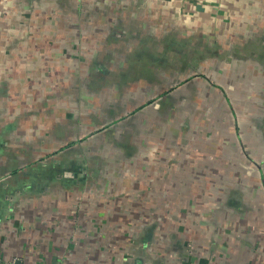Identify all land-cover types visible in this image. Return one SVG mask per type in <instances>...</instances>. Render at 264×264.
Returning <instances> with one entry per match:
<instances>
[{
	"label": "crops",
	"instance_id": "obj_1",
	"mask_svg": "<svg viewBox=\"0 0 264 264\" xmlns=\"http://www.w3.org/2000/svg\"><path fill=\"white\" fill-rule=\"evenodd\" d=\"M48 1L0 0V263L13 260L19 264H76L72 255L82 248L80 242L91 241L90 236L81 233L92 218H98V221L107 218L103 201L92 204L89 196H82L85 175H80L81 172L76 174L73 167H69L73 162V150L83 139L88 140L96 134L89 129L75 139V119L68 101L74 93L70 86L74 68L68 64L74 63V57L67 56L64 61L67 67L60 69L57 58H43L41 52L36 51L44 46L41 41L25 37L26 32L33 30L30 26L27 30L26 17H43V9L49 8L44 3ZM63 1L65 4L61 10L71 15L77 12L84 18L95 15L86 12L91 1L97 2L99 8L104 6L99 15L105 19L99 20L98 25H103L106 32L107 20L121 18L113 5L125 0ZM109 1L113 3L108 8L106 4ZM148 1V5L159 6L156 9L149 6L146 16L164 20L165 16L178 17L182 23L180 27L188 32L187 36L193 35L195 39L209 31L217 35L212 36L213 40H219V34L227 29L234 33L231 36L234 38L236 33L248 27L244 25L242 30L237 25L230 28L219 23L223 17L235 14L230 11L231 0ZM234 3L238 8L248 5V9L258 4V9L254 8L252 13L257 11L260 17H264L262 0H234ZM163 4L166 8L161 7ZM55 9V13L60 14V8ZM211 13H216L213 21L217 24L208 27L205 20ZM114 22L109 23V27L116 24ZM256 28L259 33L257 40L264 41V20ZM247 37L248 40L242 38L237 42L236 47H229L234 43V39L230 40L226 44L227 55L212 57H226L230 69H235L225 79L227 98L224 92L217 90L211 93L203 90L207 94H201L204 85L195 83L190 85L189 91L183 92L181 110L179 106L168 103L163 104L165 109L160 111L161 114L158 110L163 106L152 101L156 93L150 83L154 80L151 66H155L157 61L167 65L162 71L161 81L170 80L173 76L170 58H173L174 46L158 42L164 49L155 54L152 48L157 43L147 39L140 44L136 39L137 44L129 59L132 104L130 159L139 176L156 175L155 170L159 168L155 166L157 160L162 161V167L166 165L168 171L173 165V172L180 171L178 175L182 176L195 174L230 178L232 185L228 191L237 204H234L229 219L233 224L242 222L247 231L243 233L242 241L238 234L232 235L233 259L230 262L264 264V54L252 56L250 50L255 45L249 39L250 35ZM66 44L71 49L75 48L74 40L66 41ZM50 46L58 47L52 42L46 45ZM99 46L110 48V42L100 40ZM240 47L246 54L242 58L236 57L235 52L232 54V49L238 51ZM182 55L189 58L185 52L180 57ZM35 64L37 67H32ZM32 69L36 73L29 72ZM61 72L65 76L63 80L57 77ZM176 76H173L174 80L181 79ZM180 93L178 89L169 90L164 93V98L170 102V95L175 97ZM190 107L194 109L190 111ZM178 112L180 117L174 114ZM189 112L197 114L198 122L194 117L193 120L188 118ZM202 113H208V118L199 115ZM80 124V129L84 130L85 121ZM121 124L122 117L114 124L117 134ZM194 167L200 172L184 173L186 169L195 170ZM76 179L83 180H79L77 185ZM84 237L88 240H83Z\"/></svg>",
	"mask_w": 264,
	"mask_h": 264
},
{
	"label": "rangeland",
	"instance_id": "obj_2",
	"mask_svg": "<svg viewBox=\"0 0 264 264\" xmlns=\"http://www.w3.org/2000/svg\"><path fill=\"white\" fill-rule=\"evenodd\" d=\"M230 2V11L233 10L235 14L228 18L223 17L219 23L230 28L237 25V28L242 30L244 25L248 27L245 32L236 33L234 38L231 37L234 33L227 29L223 34H219V40H213L212 36L217 35L209 31L205 35L206 39L205 36L196 39L193 35L187 36L188 32L180 27L182 23L178 17L165 16L166 20H161L160 17L156 19L146 16L149 6H155L154 9L159 6L148 5V0H125L114 4L113 7L118 10L121 18L107 20L108 27L114 20L116 24L109 28L106 26V32L103 31V25H98L99 20L105 19L99 15L104 6L99 8L97 2L93 1L88 4L86 12L96 16L90 15L89 18H84L77 12L71 15L61 10L65 4L63 0H49L44 3L49 8L43 9V17H26L27 30L29 26L33 30L26 32L25 37L30 39L31 36L33 41L35 39L44 44L41 50L36 49L41 52L43 58H57V65L61 69L67 67L64 63L67 56L74 57V63L68 64L74 68L70 85L74 88V93L70 92L72 98L68 101L75 119V139H79L82 132L89 129L96 133L88 140L83 139L73 150V162L69 167H73L76 174L81 172L80 175H85L82 196H89L92 204L103 201L106 205L103 211L106 212L107 218L100 221L98 218H92L81 233L83 236H90L91 241L80 242L82 248L72 255L76 264H232V235L238 234V239L242 241V235L247 231L242 222L233 224L232 219H229L234 204H237L228 191L229 185H232L230 178L195 174L182 176L178 175L180 171L173 172V165L168 171L166 165L162 167V161L157 160L155 166L159 168L155 170L156 175L139 176L135 171L130 159L132 104L129 71L130 55L137 40L140 44L147 39L151 43H157L153 44L152 48L155 54L164 49L162 43L158 42L170 43L174 46L173 58H170L171 75L177 74L176 77L181 79L185 77L182 80H174L172 76L170 80L162 82V71L166 70L167 65L157 61L155 66H151L154 80L150 83L156 93L152 101L163 106L158 110V114H161L160 111L165 109L164 105L168 103L179 106L181 110L183 92L189 91L192 87L190 85L195 83L204 85L202 90L199 89L201 94H207L204 91L211 93L217 90L224 92V97L227 98L225 79L235 69H230L226 57H212L227 55L226 44L230 40L234 39V43L229 47H236L242 38L248 40V35L255 45L254 49L252 45L251 55L257 57L264 54V41L257 40L259 33L256 28L264 17H260L257 11L252 13L254 8L258 9V4L253 9H248V5L238 8L234 0ZM112 3L107 2L106 7L108 5L109 8ZM263 3L262 0L261 5ZM56 7L60 8L58 15L55 13ZM161 7L166 8L164 4ZM214 15L216 13L207 16L206 26L217 24L213 21ZM72 40L75 45L73 49L66 44V41ZM100 40L110 42V48H100ZM51 42L58 47H46ZM30 51L29 49V53ZM242 51L241 47L238 51L234 48L232 54L235 52L236 57L242 58L246 56ZM182 52L187 53L189 58L184 55L180 57ZM32 67L36 68L37 65ZM29 72L36 73L33 69ZM62 74L64 73L57 75L59 80L65 79ZM68 78L71 79L70 76ZM175 89L181 91L180 95H170V102L166 101L165 94ZM193 109L190 107V111ZM174 114L180 117L179 112ZM188 115L190 120L194 117L195 122H198L197 114L189 112ZM199 115L208 118L209 114ZM120 117L122 124L117 134L118 129L114 124ZM84 121L85 129L81 130L80 122ZM110 123H113V126ZM103 141L105 142L101 143ZM163 172L167 175H163ZM170 172L171 175H168ZM194 172L200 171L196 168L184 171ZM79 180L76 179L77 182ZM88 237L83 240H88Z\"/></svg>",
	"mask_w": 264,
	"mask_h": 264
},
{
	"label": "built area",
	"instance_id": "obj_3",
	"mask_svg": "<svg viewBox=\"0 0 264 264\" xmlns=\"http://www.w3.org/2000/svg\"><path fill=\"white\" fill-rule=\"evenodd\" d=\"M14 263L15 262L12 260V261H3L0 264H14Z\"/></svg>",
	"mask_w": 264,
	"mask_h": 264
},
{
	"label": "water",
	"instance_id": "obj_4",
	"mask_svg": "<svg viewBox=\"0 0 264 264\" xmlns=\"http://www.w3.org/2000/svg\"><path fill=\"white\" fill-rule=\"evenodd\" d=\"M15 264H19L18 262H15Z\"/></svg>",
	"mask_w": 264,
	"mask_h": 264
}]
</instances>
